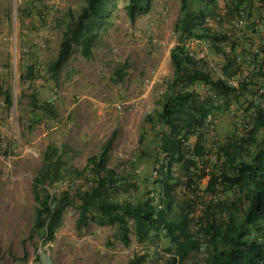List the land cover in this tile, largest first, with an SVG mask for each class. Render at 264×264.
Here are the masks:
<instances>
[{
    "label": "trees",
    "instance_id": "trees-1",
    "mask_svg": "<svg viewBox=\"0 0 264 264\" xmlns=\"http://www.w3.org/2000/svg\"><path fill=\"white\" fill-rule=\"evenodd\" d=\"M116 1L83 0L76 16L68 14L56 57L47 68L50 79L56 80L74 48L83 58H92L101 31L111 24L110 8ZM125 1L131 20L151 2ZM178 2L179 16L173 25L176 43L169 51L172 78L158 97L154 114L146 117L154 145L151 189L140 191L134 173L121 175L108 167L114 134L97 155L87 158L81 171L69 169L62 160L64 154L47 146L32 185V229L44 243L54 240L62 226L68 193L65 190L54 197L49 189L59 183L66 186L65 179L73 175L89 178L86 188L75 195L79 201L77 227L88 221L113 227L114 236L124 247L130 246L133 229L136 247L141 249L125 264H188L199 254L203 264H264V93L251 91L253 99L238 106L241 113L235 116L242 119L236 123L239 131L222 139L216 134L218 116L228 113L231 103L237 104L238 97L253 85L252 79L241 80L239 74L249 64L253 68L250 78L263 77L264 59L254 52L258 48L251 53L240 47L236 53L237 41L208 23L238 24L241 12L248 20L253 0ZM34 8L39 15L40 9ZM27 11V6L21 9L19 22ZM249 27L256 32V25ZM192 41L205 43L208 51L220 56L217 77L207 70L205 58L189 53ZM36 65V60L26 64L20 74L22 82L37 79ZM228 80L236 81L237 86ZM201 89L206 96L200 94ZM0 97L8 110L12 106L10 86L4 88L0 83ZM27 98L34 118L39 111L56 118L51 102H39L36 94ZM162 241L163 258L156 248Z\"/></svg>",
    "mask_w": 264,
    "mask_h": 264
},
{
    "label": "rangeland",
    "instance_id": "rangeland-1",
    "mask_svg": "<svg viewBox=\"0 0 264 264\" xmlns=\"http://www.w3.org/2000/svg\"><path fill=\"white\" fill-rule=\"evenodd\" d=\"M37 1L0 0V83L4 88L10 86L12 93L8 110L0 97V264H41L42 252L53 264H125L135 250L141 249L136 247L133 229L131 244L124 247L114 236L113 227L94 221L76 226L79 201L75 195L86 188L89 178L71 175L65 179L68 186L59 183L49 189L54 197L67 190L68 197L63 203L62 226L47 243L32 229L33 180L47 146L64 154L62 160L69 169L81 171L87 158L97 155L114 134L108 167L121 175L134 173L140 191L151 189L154 145L146 117L154 114L156 101L172 78L169 51L176 43L173 25L179 16V2L151 0L149 7L131 20L125 11L126 1H116L110 8L111 24L101 31L92 58H83L74 48L52 80L47 68L56 57L61 29L68 14L76 16L83 0ZM25 6L28 11L19 22L18 15ZM34 6L40 9L39 15ZM208 23L237 41L236 53L240 47L251 53L258 48L259 58L264 59V1L253 2L247 25ZM251 25H256V32ZM34 60L37 79L22 82V70ZM204 61L217 77L220 56L209 50ZM248 65L239 79H252L254 86L238 97L237 104L231 103L228 113L218 116L216 134L221 139L240 130L236 123L242 119L235 115L241 113L237 111L240 104L253 99L251 91L264 93V76L250 78L253 68ZM199 92L206 96L204 89ZM32 94L41 103L51 102L56 118L43 111L34 118L27 98ZM133 192L131 189L130 194ZM199 213L198 209L196 215ZM164 245L162 241L156 247L162 258ZM188 264H203L202 256H192Z\"/></svg>",
    "mask_w": 264,
    "mask_h": 264
},
{
    "label": "built area",
    "instance_id": "built-area-1",
    "mask_svg": "<svg viewBox=\"0 0 264 264\" xmlns=\"http://www.w3.org/2000/svg\"><path fill=\"white\" fill-rule=\"evenodd\" d=\"M259 0H253V2H258ZM247 24V18L243 12L240 13V17L238 19V25H246ZM255 53L258 52V49L254 50ZM189 53L191 55H194L198 59H204L207 56L208 53V47L205 43L201 41H192L189 44ZM228 83L237 86L236 81L234 80H228Z\"/></svg>",
    "mask_w": 264,
    "mask_h": 264
},
{
    "label": "water",
    "instance_id": "water-1",
    "mask_svg": "<svg viewBox=\"0 0 264 264\" xmlns=\"http://www.w3.org/2000/svg\"><path fill=\"white\" fill-rule=\"evenodd\" d=\"M40 262L41 264H53L51 258L44 252L40 254Z\"/></svg>",
    "mask_w": 264,
    "mask_h": 264
}]
</instances>
